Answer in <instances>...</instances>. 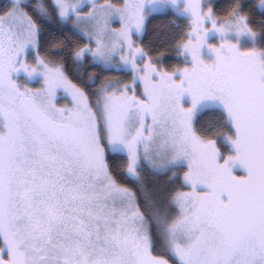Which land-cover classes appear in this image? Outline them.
<instances>
[{"label":"snow or ice","instance_id":"obj_1","mask_svg":"<svg viewBox=\"0 0 264 264\" xmlns=\"http://www.w3.org/2000/svg\"><path fill=\"white\" fill-rule=\"evenodd\" d=\"M0 264H264V0H0Z\"/></svg>","mask_w":264,"mask_h":264}]
</instances>
